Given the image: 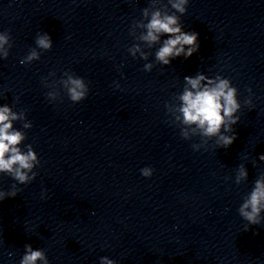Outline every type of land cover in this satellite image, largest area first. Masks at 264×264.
I'll list each match as a JSON object with an SVG mask.
<instances>
[{
  "label": "clouds",
  "instance_id": "1",
  "mask_svg": "<svg viewBox=\"0 0 264 264\" xmlns=\"http://www.w3.org/2000/svg\"><path fill=\"white\" fill-rule=\"evenodd\" d=\"M188 4L189 0H167V3L163 0H150V5L142 9V18L133 21L129 35L135 42L128 48L133 58L139 56L140 59L148 61L152 53L145 49L159 45L154 54V62L144 64L145 72H151L156 64L170 65L173 59L181 56L187 59L199 50V34L183 30L181 17L186 14ZM165 36L167 38L162 39ZM35 45L20 60L22 65L39 60L42 51L52 49L53 42L50 35L43 32L37 34ZM12 47L10 32H0V59L6 60ZM55 75V72L49 73L50 77ZM42 83L50 89L46 97L51 102L61 99V90L73 103L85 100L90 91L88 82L70 70L65 71L59 80L53 79L49 82L48 78H42ZM115 87L120 89L118 82H115ZM247 91L250 95L243 103L251 108L254 107L252 89ZM16 99L18 101L19 98ZM165 109L166 114L171 117V123L179 127L182 139L200 138L199 143L191 145L194 151H207L209 141L212 140L217 148L226 149L237 139L233 126L240 121V116L237 115L241 109L238 89L232 85L230 79L219 74L212 78L202 72L195 76H185L182 92L174 97L173 102H166ZM17 121L22 123L23 129L33 126L27 121L25 111H14L7 104L0 106V174L7 175L16 182L9 190H0V202L16 197L21 192L18 185H28L38 175L34 169L40 165V159L31 144L24 145L27 135L25 131L14 127ZM259 160L264 161V154L259 156ZM253 166L255 167V162ZM140 171L145 178L153 175L151 167H144ZM248 176V170L241 163L236 169L234 183L240 185L248 180ZM230 179L225 177L226 181ZM46 191L45 189L44 192ZM41 198H45L43 193ZM242 200L238 214L247 222L245 231H248L250 225H261L264 222V216L261 215L264 212V172L255 179L252 190ZM24 248L19 264H49L45 250H34L30 244H26ZM8 255L11 256L12 253ZM100 264H116V261L102 256Z\"/></svg>",
  "mask_w": 264,
  "mask_h": 264
}]
</instances>
